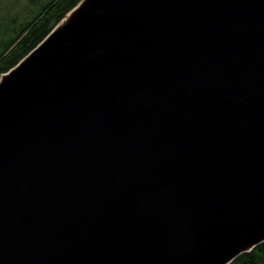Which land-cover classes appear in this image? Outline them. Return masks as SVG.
I'll return each instance as SVG.
<instances>
[{"label":"water","instance_id":"95a60500","mask_svg":"<svg viewBox=\"0 0 264 264\" xmlns=\"http://www.w3.org/2000/svg\"><path fill=\"white\" fill-rule=\"evenodd\" d=\"M263 242L264 0H81L0 77V264Z\"/></svg>","mask_w":264,"mask_h":264},{"label":"trees","instance_id":"16d2710c","mask_svg":"<svg viewBox=\"0 0 264 264\" xmlns=\"http://www.w3.org/2000/svg\"><path fill=\"white\" fill-rule=\"evenodd\" d=\"M81 0H0V77L17 65ZM231 264H264V242Z\"/></svg>","mask_w":264,"mask_h":264}]
</instances>
